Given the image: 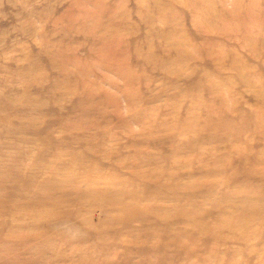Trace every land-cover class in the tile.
Segmentation results:
<instances>
[{"label": "rangeland", "instance_id": "1", "mask_svg": "<svg viewBox=\"0 0 264 264\" xmlns=\"http://www.w3.org/2000/svg\"><path fill=\"white\" fill-rule=\"evenodd\" d=\"M0 264H264V0H0Z\"/></svg>", "mask_w": 264, "mask_h": 264}]
</instances>
